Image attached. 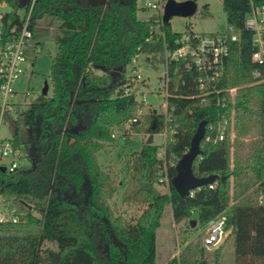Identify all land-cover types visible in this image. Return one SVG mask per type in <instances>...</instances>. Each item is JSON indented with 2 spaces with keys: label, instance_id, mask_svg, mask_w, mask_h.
<instances>
[{
  "label": "trees",
  "instance_id": "obj_1",
  "mask_svg": "<svg viewBox=\"0 0 264 264\" xmlns=\"http://www.w3.org/2000/svg\"><path fill=\"white\" fill-rule=\"evenodd\" d=\"M13 7L4 17V32L22 23L18 8L22 0H6ZM264 2V0H256ZM227 21L241 30V41L232 48L224 84L240 86L235 125L240 135L253 129L259 137L242 155L244 142L229 138L201 143L194 161L199 176L219 174L223 179L181 196L171 183L175 164L186 152L199 123L213 121L218 109L193 97L195 83L187 72L183 83L174 76L169 104L174 106L178 132L166 145L165 161L157 144H144L132 162V175L123 193L126 202L142 203L136 220L117 214L110 200L118 186L104 170L97 153L111 141L112 129L134 116L143 106L132 91L126 69L142 52L176 47L182 33L170 22L143 19L139 0H35L32 18L54 17L60 25L55 36L57 53L51 65V93L40 92L18 114L12 137L16 147L28 148L29 167L8 172L0 167V194L20 199L31 197L40 204L37 214L21 200L8 207L19 215L16 223H0V264H157V229L167 205L175 221L191 220L197 227L225 211L233 201L232 230L234 264H264V82L253 83L252 32L244 26L248 0H223ZM34 37V25L31 24ZM159 27L164 36L156 31ZM149 38V40H147ZM39 43V41H38ZM178 87L175 88V84ZM23 124V127H20ZM165 115L156 108L145 114L138 132L162 133ZM167 164L169 190L158 187L161 169ZM57 246V257L45 244ZM225 243L210 251L199 242L186 246L165 264H220Z\"/></svg>",
  "mask_w": 264,
  "mask_h": 264
},
{
  "label": "built area",
  "instance_id": "obj_2",
  "mask_svg": "<svg viewBox=\"0 0 264 264\" xmlns=\"http://www.w3.org/2000/svg\"><path fill=\"white\" fill-rule=\"evenodd\" d=\"M168 0H141L143 8L157 9L160 13V20L163 24V15L165 5ZM184 1V0H175ZM250 9L244 15V26L252 32L251 59L255 63L252 70L253 83L264 82V2H256V0H248ZM35 0L23 15L22 23L14 25L10 34L4 32V17L6 13L0 12V124L4 115L11 109L13 96L15 93V84L24 74L28 62L29 50H39V44L34 42V32L31 29L33 24L32 10ZM156 31L159 35L164 36V32L157 27ZM149 40V38H147ZM241 41V30L234 24L227 23L226 30L222 32L200 33L189 29L182 33L176 39V47H166V72L163 79V94L161 104L165 115L166 125L162 133L167 142L164 146V160L166 145L174 140L175 134L178 132V124L174 122L172 110L174 106L169 104L170 86L174 81V76L170 72V63H175L173 74L183 83L187 79L182 76V71L187 72L189 81L195 83L197 90L193 97L200 99L202 104L215 107L218 109L216 118L206 123L205 135L201 141L205 143H218L226 138L233 136L232 129L236 117V99L240 86H231L224 84L226 77V67L230 57L232 48ZM139 55V54H138ZM138 55L133 58L130 64L133 67V80L135 82L142 79V73L138 64ZM176 83V82H175ZM175 88L178 84H175ZM143 98L140 101H146V94L142 93ZM144 111L139 108L138 111L122 123L121 128L126 132H132L134 127L140 123ZM113 136L115 134H112ZM22 157V149L16 147L11 139H3L0 137V167H4L6 171L12 172L16 169L24 167ZM159 157L162 158L161 151ZM165 182L169 186V177L167 173V164L161 169V176L158 178V184L164 185ZM209 187H215L214 183H210ZM198 187L190 191L189 195H193ZM258 202L264 204V190L259 192ZM19 221V215L12 211L8 204L4 203L0 206V223ZM232 230V221L222 213L211 219L205 226L201 228L200 237L201 245L205 248L218 246Z\"/></svg>",
  "mask_w": 264,
  "mask_h": 264
},
{
  "label": "rangeland",
  "instance_id": "obj_3",
  "mask_svg": "<svg viewBox=\"0 0 264 264\" xmlns=\"http://www.w3.org/2000/svg\"><path fill=\"white\" fill-rule=\"evenodd\" d=\"M198 4L197 11L190 16L174 15L170 19V27L176 32L183 33L189 29H192L200 33L209 32H222L227 28V13L224 9L223 0H195ZM32 0H22V4L18 8V13L23 16L27 9L31 5ZM141 5V0H139ZM139 11V16L143 19H155L160 18V13L157 9H148ZM13 7L6 0H0V12H11ZM33 25L35 33L38 37H34V42L39 41V50H29L28 62L26 70L20 79L16 82L14 88L15 93L13 96L12 110L10 109L3 117L0 124V137L3 139H11L16 130V120L18 114L26 109L29 103L40 93L46 90L48 93L52 91L51 80V65L54 56L57 53L58 44L55 41V36L60 33V25L58 21L50 16L44 15L39 19H33ZM157 28V27H156ZM138 64L141 69L142 79L133 83L132 91L135 93L138 99H142V93L146 94V101L140 108L146 114L151 108L157 110H163L162 106V94L164 88L162 86L164 73L166 72V53L160 52H142L138 55ZM127 79H133V67L129 65L126 69ZM139 109V108H138ZM136 110V112L138 111ZM135 112V113H136ZM143 113V114H144ZM145 115H142L141 121L137 124L132 132L126 133L121 126H116L112 129V140L106 141L102 150L97 153V158L102 168L108 171L114 181L116 182L118 189L114 197L110 200L112 208L117 214H121L127 220H136L141 214L144 204L126 202L123 200V193L128 186L132 175V162L136 156V153L141 150L144 144H147L149 134L145 132H138V128L144 123ZM236 123L232 129L233 136L232 150H234V141L239 138L244 142L242 148V155L246 156L249 151L250 143L259 137V130L253 129L247 135H240L236 129ZM23 127V124H20ZM167 140L165 136L160 133L154 134V144L159 147V152L162 153L164 158V146ZM22 149V161L24 167H29L28 154L30 151L28 148ZM158 152V153H159ZM167 161L173 162L174 157ZM157 187L166 192L169 190L168 184H157ZM11 200H21L24 205L33 208L37 212V208L40 204L39 201L31 197H25L20 199L14 195H2L0 194V206L4 203H8ZM233 201L231 205L225 209V215L229 221H232L233 213ZM196 218V214L192 219ZM202 227L192 226L191 221L188 219L175 221L173 218L172 206L167 205L163 216L161 225L157 229V255L156 263L165 264L175 255H179L180 252L189 244L199 242L201 244V232ZM231 231L229 232V234ZM228 234V235H229ZM227 238V237H226ZM226 238L216 247L210 248V251L218 248L225 243V252L220 261V264H234L233 256V241L230 239L226 241ZM45 246L49 247L51 256L57 257V246L54 243L47 242Z\"/></svg>",
  "mask_w": 264,
  "mask_h": 264
},
{
  "label": "water",
  "instance_id": "obj_4",
  "mask_svg": "<svg viewBox=\"0 0 264 264\" xmlns=\"http://www.w3.org/2000/svg\"><path fill=\"white\" fill-rule=\"evenodd\" d=\"M94 4H106L108 0H91ZM198 9V4L195 0L175 1L168 0L165 5L163 21L169 22L174 15L190 16L193 15ZM47 93L46 90L43 91ZM206 120H202L196 132L194 133L189 149L184 152L175 164L176 174L173 176L171 183L181 196H187L190 191L198 187L208 185L218 179H223L219 174H209L199 176L194 172V161L201 154V141L205 135ZM154 142V134L151 133L146 141L147 144ZM5 170L4 167H1ZM192 226L197 224V220L191 219Z\"/></svg>",
  "mask_w": 264,
  "mask_h": 264
},
{
  "label": "crops",
  "instance_id": "obj_5",
  "mask_svg": "<svg viewBox=\"0 0 264 264\" xmlns=\"http://www.w3.org/2000/svg\"><path fill=\"white\" fill-rule=\"evenodd\" d=\"M223 214H225V211H223Z\"/></svg>",
  "mask_w": 264,
  "mask_h": 264
}]
</instances>
